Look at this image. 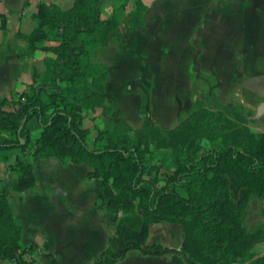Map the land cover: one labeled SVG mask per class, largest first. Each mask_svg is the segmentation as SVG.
Returning a JSON list of instances; mask_svg holds the SVG:
<instances>
[{
  "label": "trees",
  "instance_id": "trees-1",
  "mask_svg": "<svg viewBox=\"0 0 264 264\" xmlns=\"http://www.w3.org/2000/svg\"><path fill=\"white\" fill-rule=\"evenodd\" d=\"M106 0L74 2L62 11L58 0L40 4L36 27L18 34L27 44V56L44 51L43 74L26 92L3 109L12 95L0 101V151L20 150L8 167L15 182L0 189V260L36 264L24 258L32 248L21 245V225L13 217L7 191L22 193L35 185L32 172L38 156L57 158L91 168L105 213L117 216L107 248L94 264H117L129 251L157 256L163 248L149 245V228L168 223L182 228L181 254L187 264H264L251 247L264 237V223L248 230L244 224L252 199L264 201V133L247 126L250 114L242 107L221 104L214 95L193 101L190 111L168 130L146 117L141 97V126L122 124L98 131L91 144L83 121L97 109L104 116L107 69L92 63L94 48L120 42L118 28L125 3L106 19ZM129 30L143 26L146 6L134 0ZM0 29L5 30L0 15ZM54 42L52 46H41ZM39 120L40 135L32 140L26 124ZM20 140L23 141L20 144ZM154 251V252H152Z\"/></svg>",
  "mask_w": 264,
  "mask_h": 264
},
{
  "label": "crops",
  "instance_id": "crops-1",
  "mask_svg": "<svg viewBox=\"0 0 264 264\" xmlns=\"http://www.w3.org/2000/svg\"><path fill=\"white\" fill-rule=\"evenodd\" d=\"M50 1L0 0V15L5 20V30L0 29V101L12 95L3 105L5 110L15 108L13 102L44 72L46 52L27 56V44L18 34L34 30L39 5ZM79 1L61 0L60 9L69 10ZM124 2L106 0L108 14L102 12L101 17H108ZM143 2L146 11L141 28L128 29L135 8L134 0H128L118 28L120 42L111 41L91 52L92 63L107 69L105 106L119 111L124 120L132 112L140 119L141 97L145 96L147 119L168 130L148 115V97L157 99L154 110L187 114L195 95L204 89L221 104L242 107L250 114L247 126L264 133V0ZM136 80L144 92L135 97L124 95L123 89L130 85L124 82ZM118 96L131 102L121 105ZM111 114L104 116L97 109L83 121L90 131L89 144L97 123H110ZM26 127L32 140L39 137L38 119L32 118ZM24 155L17 149L0 151V189L15 182L17 175L9 174L8 167ZM32 172L33 188L22 193L7 191L10 211L21 225V245L32 248L24 258L36 264H94L108 246L117 216L103 211L95 182L87 178L91 168L38 156ZM174 227L164 222L151 226L147 244L163 247L159 255L129 251L117 264H187L180 251L181 234L176 242L169 233ZM154 228L166 235L167 245L149 242ZM0 264L11 263L0 260Z\"/></svg>",
  "mask_w": 264,
  "mask_h": 264
},
{
  "label": "rangeland",
  "instance_id": "rangeland-1",
  "mask_svg": "<svg viewBox=\"0 0 264 264\" xmlns=\"http://www.w3.org/2000/svg\"><path fill=\"white\" fill-rule=\"evenodd\" d=\"M58 2H59V7H60L61 0H58ZM64 7H67V6H64ZM68 7H70V6H68ZM102 12H104L105 15L108 14V7L104 4L102 7ZM106 18L107 17H104V19H106ZM124 83L130 84V85H127V87L125 86V88L122 91V93L126 96H129V97L134 96L135 97V94L144 92L141 88L142 85H141L140 81L136 80V81H134V83H132L130 81H126ZM131 83L133 84V87L131 86ZM205 97L210 98V103L212 104L213 99H211V97H209L207 95V92L204 89H202L201 92L197 93L193 99L195 101H198V102L202 101L205 104H207L206 100L204 99ZM118 99L120 100L121 105L122 104L126 105L129 102H131V100L128 97H125L123 99V98L118 96ZM156 100L157 99L155 97H152V96L148 97V115L150 117H152L153 119H155L156 122H159V123L161 122V124H163L166 128L175 127L181 119L186 117L185 111H181L180 114H178L177 112H174V111L169 112V113H162L159 110H154V104H155ZM118 112L117 111L113 112V121H111L110 123H108L105 120H103L100 123H97V127L91 133V137L89 140L90 143L92 142L93 137L96 136V134H97L96 131H98L100 129L104 130V129L108 128L109 124H111L110 127L113 128V130L118 129L119 127H120V129H123L124 127L122 126V124L128 125L132 129V131L139 129V127L141 126V119H138V117L136 118V114L134 112H132V114H130V112H129L130 115H128L127 120H124V117ZM250 130L252 132H254L252 129H250ZM261 223H264V201L258 200V199H252L248 204L247 216H246L244 224L248 230H252L258 224H261ZM150 228H151V226H150ZM150 228H149V230H150ZM152 230H153L152 231L153 237L152 238L150 237V239H149L150 243H161L163 245H167V243H169L168 239L166 238V235L162 234V232L160 230L157 231L156 228H154ZM169 233L174 235V237L176 238V242H178L177 240L179 238V235L181 234V236H182V228L179 225H176V227H174V229L169 230ZM158 246H160V245H158ZM161 248H163V247H161ZM152 252H154V251H152ZM250 252L255 257H260V256L264 255V237L262 238V240L256 242L251 247Z\"/></svg>",
  "mask_w": 264,
  "mask_h": 264
},
{
  "label": "water",
  "instance_id": "water-1",
  "mask_svg": "<svg viewBox=\"0 0 264 264\" xmlns=\"http://www.w3.org/2000/svg\"><path fill=\"white\" fill-rule=\"evenodd\" d=\"M23 143V141L22 140H20V144H22Z\"/></svg>",
  "mask_w": 264,
  "mask_h": 264
}]
</instances>
